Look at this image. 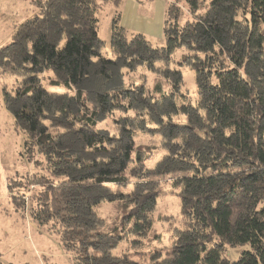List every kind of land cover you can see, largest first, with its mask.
<instances>
[{"label": "trees", "instance_id": "1", "mask_svg": "<svg viewBox=\"0 0 264 264\" xmlns=\"http://www.w3.org/2000/svg\"><path fill=\"white\" fill-rule=\"evenodd\" d=\"M119 1L103 0L116 6ZM185 1L195 17L180 26V10L173 3L168 5L163 47H152L139 33L129 36L119 23L118 11L111 23V48L127 64L134 66L137 61L152 64L155 58L166 61L174 49L184 46L195 50L193 56L198 60H192V67L196 75L205 74V79L197 76L200 94L194 104L198 108L195 115L198 123L194 122L202 132L190 124L171 122L168 142L177 147L175 155L164 156L153 170L159 174L173 170L190 173L178 179L182 226L175 227L165 255L153 264H264V0H210L203 14L197 13L203 7L201 0ZM33 5L37 12L17 24L10 43L0 47L7 62L0 67L12 64L20 72L29 73L30 82L15 90V100L25 98V102L13 107V112L28 137L25 142L29 158L36 152L43 154L48 167H52L49 170L52 177L34 172L25 178H12L8 186L16 206L23 209L28 197L31 213L40 220L56 223L63 239L74 240L75 248L86 252L87 259L100 240L113 246L124 240L130 230L137 236L149 232L152 225L149 211L156 200V188L138 192L133 187L129 192H120L110 200L114 202L113 212L104 218L92 208L105 198L95 195L90 199L88 192L99 187L109 189L107 184L111 183L127 184L131 177L137 178V173L143 174L142 171H147L145 156L152 148L135 145L132 138L123 144L119 136H103L96 128L101 109L108 104L111 108L121 106L120 92L97 93L94 108L89 110L78 88L74 99L80 108L70 115L60 99L62 95L54 97L34 76L42 68H50L62 74L59 82L70 88L87 68L96 66L100 79L108 78L106 69L117 60L101 56L98 50L99 4L92 0H34ZM69 17L74 19L66 29L62 24ZM50 19L60 23V37L56 41L49 38ZM62 37L65 41L60 45ZM199 53H203L204 59L199 60ZM181 60H187V56ZM167 71L172 75L168 76ZM167 71L166 76L177 80L176 85L171 82V87L180 86L179 70ZM154 89L159 96H149L152 105L168 100V107L183 114L185 109L193 108L184 98L181 105L176 104L174 89L165 93L159 82ZM54 98L52 113L67 117L68 128L61 122L51 125L55 128L45 124V109ZM129 103L126 102V109ZM127 119L118 128L120 133L131 131ZM176 127L188 128L196 142L180 133L173 134ZM68 129L77 133L83 150L93 156L91 160L80 159L69 149L61 148L60 137ZM116 140L118 143L114 145ZM202 143L207 149L199 151ZM113 149L115 156L110 154ZM142 150L148 152L144 157ZM180 154L182 158L175 159ZM131 163L134 166L130 169ZM113 165L116 167L111 168ZM77 168L91 171L83 179H77L73 172ZM28 188L32 191L25 197ZM79 202L86 203L91 211L89 217L93 216L95 221L92 226L76 213L74 203ZM243 244L247 247L236 260L226 256L225 247ZM90 260L85 264H93L92 260L95 264H144L125 251L116 256L100 251Z\"/></svg>", "mask_w": 264, "mask_h": 264}, {"label": "rangeland", "instance_id": "2", "mask_svg": "<svg viewBox=\"0 0 264 264\" xmlns=\"http://www.w3.org/2000/svg\"><path fill=\"white\" fill-rule=\"evenodd\" d=\"M33 1L0 0V47L10 43L11 32L17 24L29 17L33 11L36 10L33 14L37 12V9L34 10ZM92 1L100 6L96 11L99 53L107 59L117 60L114 66H109L106 69L108 78L105 77V80H101L96 72V66L87 68L84 71L85 74L70 88H66L61 83L62 74L60 75L50 68L44 67L40 72H35L34 76L42 87L55 95L54 97L62 95L60 99L66 105L70 115L80 108L74 99L78 88L82 90L89 110L94 108L93 103L97 93L104 91L109 93L120 92L121 106L111 108L108 104L105 108L99 109L96 128L103 136H119L123 144L131 141L132 138L135 145L150 146L152 151L149 154L146 150H142L143 157L147 154L145 156L147 160L144 162L147 171H142L143 174L137 173V178L131 177L127 184H107L109 189L99 187L88 192V194L90 199L95 195L99 199L105 198L97 204L95 202L92 208L100 218H104L105 215L113 212L114 202L110 200L115 199L120 192H129L133 187L138 192L142 189L156 188L158 190L156 200L149 211L152 219L151 228L144 236H137L130 230L128 234L126 233L124 240L113 246H108L105 241L100 240L101 242L97 246L91 248L92 251L89 250L91 253L86 259V252H82L80 248H75L74 240L67 242L63 239L61 228L56 223L49 219L40 220L31 213L29 210L30 201L26 196L30 195L32 188H28L26 195H24L27 199H25L23 209L12 202L11 188L8 186L12 178H25L26 174L34 172L39 176L52 177V173L49 171L52 167H48L47 160L41 153L36 152L32 159L29 158V146L25 142L28 137L21 129V125L13 112V107L17 108L21 102H25V98L15 100V90L30 82L29 73L20 72L18 68L11 67L12 64H5V68L0 67V264L1 262L2 264H85L92 255L100 253V251L105 254L108 251L115 256L123 251L130 252L134 259L137 258L144 264H153L165 255L173 230L182 226L183 217L180 213L181 199L178 196V186H180L178 179L184 174L190 175V173L184 170H173L159 174L154 173L153 170L164 156L167 154L175 155L174 149L177 147L171 146L168 142L169 137H171L169 135L171 122L190 124L198 132H202L197 124L198 117L195 116L198 115L196 112L198 108L194 107V104L197 103V97L200 94L196 82L197 76L205 79V74L196 75V71L192 67L195 50H189L184 46L174 49L166 61L155 58L156 61L152 64L142 61H137L134 66L127 64L126 59L117 58L111 48V23L118 11L119 23L129 36L139 33L152 47H163L166 43L163 27L168 5L173 3L180 10L178 17L180 26L194 19L195 16L190 13L185 0H120L118 6L113 3H105L103 0ZM209 1L201 0L203 7L198 10V14L204 13ZM73 19L64 20V24H61L68 29ZM49 26V38L51 41H56L60 37V23L57 24L56 20L50 19ZM64 41L65 38L62 37L60 45ZM184 55L187 56V60H181ZM204 57L203 53H199V60L204 59ZM4 58V54L0 53V66L7 63ZM197 60L196 58L193 61ZM169 69L171 71L179 70L180 86L175 87L176 78L168 77L172 75L170 71H167ZM166 71L168 76H166ZM157 82L161 84V89L165 93H170L174 89L172 95L176 104L181 105L184 98L193 108L185 109L186 114H183L168 107L170 102L168 100H160V105H152L149 96H159V93L154 89ZM171 82L175 83L174 87H171ZM173 98L170 100L172 101ZM129 101L130 107L126 109V102ZM55 104L54 98L53 102L51 101V104L47 105L45 124L50 127L61 122L65 128H68L66 126L67 119H65L67 117L61 115L56 117L52 113ZM127 117L126 125L131 131L121 130L120 133L118 128L123 123L124 118ZM52 126L50 128H55ZM60 126L64 128V126ZM132 130H134L133 133ZM177 133L191 137L194 142L197 140L188 128L176 127L173 134L176 135ZM60 139L61 148L69 149V152L74 153L78 158L86 160L93 158L90 153L83 150V142L78 138L77 133L68 129ZM117 143L116 140L114 145ZM61 148L59 150H62ZM206 149L207 145L202 143L198 150ZM110 154H117L116 150H111ZM178 157L182 158V155H177L175 159ZM35 159L37 162H34ZM132 166L134 165H130V169ZM114 167L116 166H111V168ZM130 169L126 172L128 173ZM90 171L91 169L77 168L73 172L77 179H83V176ZM98 198L97 200H99ZM74 204H76L74 207L80 219H84L87 225L92 226L95 221L93 216L89 217L91 211L87 204L84 202ZM89 218L90 220H88ZM245 247H247L245 244L234 247L227 246L225 247L226 256L230 260H236ZM92 262L93 264L97 263L95 260Z\"/></svg>", "mask_w": 264, "mask_h": 264}, {"label": "crops", "instance_id": "3", "mask_svg": "<svg viewBox=\"0 0 264 264\" xmlns=\"http://www.w3.org/2000/svg\"><path fill=\"white\" fill-rule=\"evenodd\" d=\"M34 10H35V8H34ZM35 11H36V10H35ZM35 11H33V12L31 13V15H32ZM31 15H30V16H31ZM30 16H29V17H30ZM27 18H28V17H27ZM24 20H25V19H24Z\"/></svg>", "mask_w": 264, "mask_h": 264}]
</instances>
